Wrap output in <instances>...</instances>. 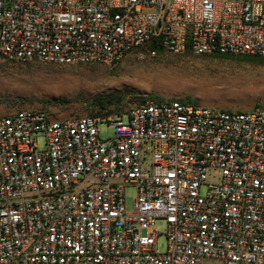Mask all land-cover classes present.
<instances>
[{"label": "built area", "instance_id": "obj_1", "mask_svg": "<svg viewBox=\"0 0 264 264\" xmlns=\"http://www.w3.org/2000/svg\"><path fill=\"white\" fill-rule=\"evenodd\" d=\"M141 48L264 57V0H0L9 61L115 67ZM207 260L264 264L261 105L145 95L121 115L0 114V264Z\"/></svg>", "mask_w": 264, "mask_h": 264}, {"label": "rangeland", "instance_id": "obj_2", "mask_svg": "<svg viewBox=\"0 0 264 264\" xmlns=\"http://www.w3.org/2000/svg\"><path fill=\"white\" fill-rule=\"evenodd\" d=\"M113 90L125 93L126 106L118 112L145 95L158 100L184 99L211 109L264 108V62L187 51H163L152 56L146 48L130 51L115 67L101 63L15 62L0 56V114L26 108L44 109L53 119L96 113L88 108V99ZM100 129L101 138L112 134L107 125ZM38 144L44 148V139L38 138ZM135 195L134 186L125 188L126 210H131ZM154 228L160 232L157 247L165 251V222L157 219Z\"/></svg>", "mask_w": 264, "mask_h": 264}, {"label": "trees", "instance_id": "obj_3", "mask_svg": "<svg viewBox=\"0 0 264 264\" xmlns=\"http://www.w3.org/2000/svg\"><path fill=\"white\" fill-rule=\"evenodd\" d=\"M160 52L163 51L158 49L157 53ZM212 56L224 57V58L237 57L238 59L241 60H255V61L264 62L263 57H258L250 54L229 55V54L214 53L212 54ZM124 99H125V93L118 90L92 95L88 99V108L90 110H96V113H89V114H109L112 112H118L121 109H124V107L126 106ZM126 110L118 112L117 114L121 115Z\"/></svg>", "mask_w": 264, "mask_h": 264}]
</instances>
